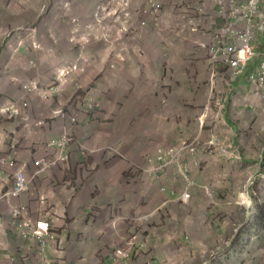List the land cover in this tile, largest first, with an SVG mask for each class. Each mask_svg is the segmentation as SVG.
Wrapping results in <instances>:
<instances>
[{"label": "crops", "instance_id": "1", "mask_svg": "<svg viewBox=\"0 0 264 264\" xmlns=\"http://www.w3.org/2000/svg\"><path fill=\"white\" fill-rule=\"evenodd\" d=\"M108 1L42 0L36 30L14 36L10 60L0 62V192L12 188L10 162L25 165L30 177L33 161L57 149L49 146L51 139H69L66 162L34 177L20 197L0 202V264H167L165 259H177L175 246L189 253L196 227L209 231L214 197L229 194L240 205L244 194L254 196L251 189L243 191L244 168L257 177L264 173V83L253 79L263 60L264 36L245 72L225 82L222 117L231 128V152L225 156L221 148L213 160L226 169L241 168L238 181L232 187L227 172L224 180L198 181L193 173L190 198L181 202L186 183L171 166L159 172L147 164V154L138 164L132 160L131 153L147 152V145L136 141V149L129 135L128 87L120 75L126 65L130 73L131 58L115 53V33L105 26L112 19ZM127 13L124 19H131ZM78 32L86 36L81 48L74 45ZM145 36L140 29L132 40L141 43ZM100 39L106 42L100 45ZM115 151L123 153L118 165ZM18 208L32 220L51 223L54 237L47 238L44 254L36 239L22 240L14 232L12 213ZM189 211L190 224L176 235L173 229L184 223L181 214ZM129 240V257H119L116 248Z\"/></svg>", "mask_w": 264, "mask_h": 264}, {"label": "rangeland", "instance_id": "2", "mask_svg": "<svg viewBox=\"0 0 264 264\" xmlns=\"http://www.w3.org/2000/svg\"><path fill=\"white\" fill-rule=\"evenodd\" d=\"M41 1L0 0V62L10 60L7 51L14 46V36L36 30L37 14L39 19L42 16L38 7ZM244 1L222 0L223 8L217 14L214 11L221 6L217 8L211 0L108 1L107 11L112 19L106 20L105 26L115 33V53L119 58H131L130 73L126 65L120 75L121 82L124 78L128 87L124 90L129 96L125 113L132 119L129 135L136 149V141L147 145V152H132L131 159L138 164L142 155L147 154V164L159 172L171 166L177 178L186 183L181 202L190 198L185 195L190 194L193 173L198 181L207 177L212 181L224 180L226 172V181L232 187L238 181L241 168L226 169L213 159L221 148L225 156L231 152V128L222 117L225 82L230 79L222 62L226 47L223 42L230 41L226 35L228 26L240 28L230 24V16L242 10ZM74 10L77 12V7ZM127 11L131 19H124L123 12ZM140 29L146 32L145 39L133 42L132 36L135 38ZM75 39V47L81 48L86 36L78 32ZM98 41L100 45L106 42ZM112 154L118 165L123 153ZM244 169L243 191L251 189L254 196L244 194L240 205L229 200V194L220 199L214 197L212 205L217 210L209 231L204 234L196 227L190 232L195 240L191 239L189 253L184 252V246H175L173 253H178L177 259H165L167 264H264V173L257 177L251 167ZM190 213L181 214L184 223L173 229L176 235L190 224ZM131 244L129 240L116 250L132 247Z\"/></svg>", "mask_w": 264, "mask_h": 264}, {"label": "built area", "instance_id": "3", "mask_svg": "<svg viewBox=\"0 0 264 264\" xmlns=\"http://www.w3.org/2000/svg\"><path fill=\"white\" fill-rule=\"evenodd\" d=\"M230 1L234 3V0ZM211 2L217 8L221 6L220 10L214 11L216 14L218 12L221 13V9L223 8L222 0H211ZM241 9L237 13H234L233 16H230V24H237L240 28L228 26V33L226 35L230 37V41L228 39L223 42L226 47L222 62L227 67L226 73L230 78L228 81L236 79L245 72L248 62L256 55L255 43L258 37L264 36V0H246ZM144 13L147 14L146 11ZM127 14H125L126 17H128ZM215 22H220V20ZM262 57L263 60L256 77L253 78L261 84L264 83V55ZM68 140L66 136L53 138L49 146H57V149L53 150L51 156H42L33 161L34 169L30 177L27 174L28 169L25 165L18 166L14 162H10L9 166L15 168L14 180L12 188L9 191L0 192V202L20 197L29 189L30 182L34 177L57 163L66 162L69 157L66 150ZM185 196H189V194ZM25 212L24 208L13 210L14 232L22 240L36 239L40 246L39 251L44 254L48 244L47 238L54 237L51 232V223L48 220H32L26 216ZM130 247L127 246V249L118 250L119 257L128 258Z\"/></svg>", "mask_w": 264, "mask_h": 264}, {"label": "bare ground", "instance_id": "4", "mask_svg": "<svg viewBox=\"0 0 264 264\" xmlns=\"http://www.w3.org/2000/svg\"><path fill=\"white\" fill-rule=\"evenodd\" d=\"M58 111H59V113H63L64 114V112L62 110H58ZM116 253L118 254V250H116Z\"/></svg>", "mask_w": 264, "mask_h": 264}]
</instances>
